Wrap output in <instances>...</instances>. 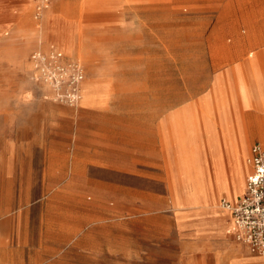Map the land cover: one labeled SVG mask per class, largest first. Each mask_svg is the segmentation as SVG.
<instances>
[{
  "label": "crops",
  "instance_id": "1",
  "mask_svg": "<svg viewBox=\"0 0 264 264\" xmlns=\"http://www.w3.org/2000/svg\"><path fill=\"white\" fill-rule=\"evenodd\" d=\"M105 1L89 3L101 7ZM32 6L26 3L21 8L20 31H25V14ZM59 7L54 5L46 12L42 28L28 31L36 47L59 49L67 60L82 61L79 56L88 57L93 47L103 59H119L124 54L123 45L134 38L129 33L135 26L128 18L134 15L130 9L100 8V23L83 26L60 13ZM251 28L244 39L208 41V55L214 66L206 87L211 103L180 104L174 120L168 121L165 137L160 106H155L157 114L150 116L143 114L148 105L136 106L124 98L125 92L134 89V80L147 79L145 73L91 72L85 79L94 93L90 101L75 107L49 101L36 106L37 115L22 123L30 129L24 145L26 150L40 149L47 166L38 174V185L32 172V178L25 180L23 171L15 175L20 191L26 185L27 191L46 193L38 201L46 204L45 239L53 242L46 245L47 249L64 250L73 243L86 255H98L92 251L100 246L98 232L120 222L118 216L100 214L107 201L104 191L134 192L136 176L162 179L169 175L162 169V161L170 159L175 165L171 166L174 177L167 184L169 190L184 193L177 161L190 158L201 166L205 194L194 202H187L184 195L174 207V230L182 264H264V255L254 252L231 232L232 212L223 206L237 202L245 194L253 169L248 160L251 148L255 143L264 145V22ZM218 96H223L224 102H215ZM238 157L244 159L246 167L240 193L228 197L224 188H219L220 197L215 201L211 193L218 192L216 161H223L230 175ZM119 175L127 177L126 182L120 181ZM72 201L83 207L75 217L78 222H72ZM3 211L0 207V264H32L33 253L27 249L42 248L44 243H33L34 238L21 232L17 213L12 237ZM72 231L79 232L78 236H72ZM51 253L60 255L64 251Z\"/></svg>",
  "mask_w": 264,
  "mask_h": 264
},
{
  "label": "rangeland",
  "instance_id": "2",
  "mask_svg": "<svg viewBox=\"0 0 264 264\" xmlns=\"http://www.w3.org/2000/svg\"><path fill=\"white\" fill-rule=\"evenodd\" d=\"M89 1L55 0L40 18H36V1L0 0V207L4 209L3 216L8 218L7 231L13 237L17 213L19 222H22L21 232L34 238L33 243H44L42 248L27 249L33 253L32 264H182V257L178 254L180 242L174 230V207L184 195L187 202H194L205 194L202 192L205 180L201 166L190 158L177 161L184 193L169 190L167 184L174 177L171 174L174 167L171 166L175 165L170 159L162 161V169L169 173L162 179L136 176L134 192L104 191L107 201L103 202L100 214L118 216L120 222L98 232L100 246L92 250L98 255H86L85 250L73 243L64 250L47 249L46 245L53 242L45 239L47 232L43 218L46 204L38 201L46 193L27 191L26 185L20 191L15 173L23 171V180L32 178L30 174L34 173L38 185V174L48 161L40 149L26 150L24 139L30 136V129L22 123L37 115L36 106L42 101L75 107L93 99L94 93L90 90L92 85L85 81L84 97L79 104L56 100L51 87L36 78L30 54L41 47H36L35 40L27 34L32 28H42L46 12L58 4L60 13L83 26L100 23V8L132 10L134 15L128 18L135 26L129 33L134 38L127 46L123 45L122 57L103 59L96 54L94 47L88 57L78 56L85 63L80 61L85 67V79L89 73L97 71L145 73L147 79L134 80V89L125 92L124 98L136 106L148 105L143 114L150 116L157 114L153 110L160 106L165 137L169 131L168 121L174 120L180 104L211 103L206 87L213 76L214 66L208 55V41L244 39L253 29L251 25L264 22V0H107L101 7L91 5ZM26 3L33 6L25 14V31H20L19 16ZM251 52L255 55L253 49ZM215 102H224V97H216ZM241 162L243 178L246 167L244 159ZM234 166L237 167L236 161L231 171ZM224 171L223 161H216L218 192L211 193L215 201L220 197L219 188H224L228 197L240 193V190L228 188ZM108 176L115 178L111 174ZM118 179L126 182L127 177L119 175ZM216 203L219 206L218 201ZM81 207L82 204L72 201V222H78L75 217L81 214ZM78 234L72 231V236ZM53 251L64 253L52 255Z\"/></svg>",
  "mask_w": 264,
  "mask_h": 264
},
{
  "label": "built area",
  "instance_id": "3",
  "mask_svg": "<svg viewBox=\"0 0 264 264\" xmlns=\"http://www.w3.org/2000/svg\"><path fill=\"white\" fill-rule=\"evenodd\" d=\"M36 1V18L55 0ZM36 78L53 88V96L70 105L78 104L81 97L85 67L79 60H67L63 51L51 48L37 49L32 55ZM252 165L245 194L235 203L223 206L232 212L231 232L254 252L264 255V145L255 143L248 158Z\"/></svg>",
  "mask_w": 264,
  "mask_h": 264
},
{
  "label": "bare ground",
  "instance_id": "4",
  "mask_svg": "<svg viewBox=\"0 0 264 264\" xmlns=\"http://www.w3.org/2000/svg\"><path fill=\"white\" fill-rule=\"evenodd\" d=\"M45 83V82H44ZM84 83H85V79L82 81V91H81V97H80V99H79V101H78V104L81 102V100L83 99V97H84V92H85V87H84ZM48 86H50L48 83H46ZM51 87V86H50ZM51 89H52V94L54 93L53 92V88L51 87ZM264 129V128H263ZM263 132H264V130H263ZM239 152V151H238ZM242 161V158H240V157H238L237 158V160H236V164H237V167L235 168V166H234V168H233V170L231 171V174L230 175H228L227 173H226V170L224 171V173H225V179L227 180V186H228V188L231 190H233V191H238V190H240V181L242 180V175H243V169L241 168V166H240V163H242L241 162Z\"/></svg>",
  "mask_w": 264,
  "mask_h": 264
}]
</instances>
